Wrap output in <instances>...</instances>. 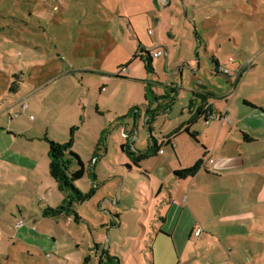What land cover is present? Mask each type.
Listing matches in <instances>:
<instances>
[{
  "label": "rangeland",
  "instance_id": "rangeland-1",
  "mask_svg": "<svg viewBox=\"0 0 264 264\" xmlns=\"http://www.w3.org/2000/svg\"><path fill=\"white\" fill-rule=\"evenodd\" d=\"M150 29L152 34L148 32ZM139 41L147 48L161 46L166 52L164 56L154 58V75L148 73L139 60L134 61L129 69H120L132 59ZM214 56L220 63L228 64L232 57L235 65L248 61L252 65L241 87L230 94L229 102L218 100L216 103L221 109L229 105L241 113L247 109L243 101L249 98L252 107L259 109L258 126L261 127L253 130L259 142L241 150L243 166L227 165L225 172L233 179L220 183L232 185L236 197L244 189L238 188L235 181L251 188L243 206L254 218L255 210L263 209L260 221H264V202L256 207L254 190L256 183L257 187L264 185V0H0V96L9 89L10 73L22 68L27 79L22 92L30 97L39 92L25 103L29 105L33 118H44L46 108H49L47 122H53L57 126L55 128L61 129L63 124L72 121L71 126L80 127L74 150L81 153L86 173L75 185L91 194V198L84 202L73 199L69 203L64 202L66 192L62 190L60 193L59 184L50 176L48 182L55 190L49 191V198L47 193H40L44 201L40 205L35 202L34 212L39 215L34 221L26 218L22 229L6 221L0 222V264H109L106 253L116 258L113 264H217L215 255L208 253L206 245L196 238L176 242L155 239L154 225L158 227L160 222L154 220L160 216L158 210L163 209L162 203L170 198L169 191L177 190L169 178L172 167L177 163L175 160H187L189 166L197 164L202 158L201 145L209 146L216 142L218 127L224 125L223 134H232L236 140L242 141L240 130L250 131L246 122H238L240 129L236 133L233 131L237 128V119H232L234 125L230 118L201 122L196 127L200 145L184 135L177 139L175 151L170 146H163L165 155L144 161L143 169L149 170L154 180V193L159 192L161 182L169 186L153 202L150 182L141 185L135 174L126 173V177H121L114 170L115 166L126 164L124 160H127V154L121 147V142L126 141L123 129L126 125L134 126V119L133 116L119 118L128 114L129 110L124 106L129 99L133 106L141 107L143 113L137 120L140 137L130 145L146 150L150 143L151 133L143 117V105L148 103L145 98L148 84L154 92L150 94L154 104L159 101L163 108L172 101L168 98L156 100L155 95L169 92L176 96L177 92L171 108L163 110L154 123L152 135L159 142L189 119L193 90L201 83L208 89L231 92L229 82L215 73ZM63 73L72 75L74 81V93L68 98H65L62 88L65 79L58 81V88L53 82ZM101 78H106L105 89L111 88L112 94L109 99L102 98L101 104L106 102L111 108L102 114L96 111L101 96L94 98L92 83ZM41 80H49V86L43 93L38 87ZM171 86L176 88V92L171 90ZM85 91L90 94H85ZM86 95L87 112L84 110L85 101L80 102ZM74 97L78 99L80 113L71 109L67 118L54 122V105L65 106ZM102 106L106 108V105ZM91 136L97 141L102 137L104 142L101 147L103 154L98 151L102 155L94 161H91L93 147L88 144ZM223 138L222 135L220 144H223ZM65 140L60 143L68 141ZM225 149L224 155L233 149L235 158L240 156L237 145L232 142ZM163 157L169 161L164 162ZM77 167L73 166L72 170ZM214 168L212 165L211 169ZM241 171L246 174H236ZM166 174L168 178H165ZM8 196L12 197V194ZM63 204L69 206L63 214L44 215V207L58 208ZM193 208L199 217H213L207 212L208 208L194 205ZM75 212L80 217L78 220ZM254 227L251 225L250 228ZM258 227L264 230V223ZM255 263L256 259L252 258L250 264Z\"/></svg>",
  "mask_w": 264,
  "mask_h": 264
},
{
  "label": "crops",
  "instance_id": "crops-1",
  "mask_svg": "<svg viewBox=\"0 0 264 264\" xmlns=\"http://www.w3.org/2000/svg\"><path fill=\"white\" fill-rule=\"evenodd\" d=\"M165 4L167 3L165 2ZM158 20L159 19H157V21ZM150 30H148V32ZM139 44H141L140 41ZM156 47L162 49L161 46H155L151 48ZM145 48L151 49L147 47ZM213 58L216 59L219 63L218 70L221 64H226L230 69H237L240 65H243L245 63L243 62L235 65L234 59L233 61L229 60L230 63L228 64L220 63V60L217 58V56H214ZM136 60H139L144 66V63L141 59L137 58L134 61ZM131 64L127 67V69H129ZM250 68L245 69L242 75L237 77L228 74L225 75V73L222 74L216 71L214 63V69L217 77H223L229 82L231 92L224 93L208 89L207 85L203 83H201L199 87H196L198 89L203 88L204 90L210 91L215 94L216 97L208 101V105H211L212 107L211 112L212 115H214V118L210 119L209 121H206V119H199L193 126V130L197 131L198 133L197 140L186 133L180 134L176 138H174V144L173 146H170L173 151L176 150L177 139L184 135L188 136L189 139L194 140L196 145H200L201 142L199 140V131L196 128L197 125L201 122L208 123L212 120H215L216 118H219L221 120V116L230 118V120L237 119L236 124L238 125H236L237 128L233 131L234 133H236L237 129H240V122H246L250 131L248 132L240 130L239 136H241L242 141H239L236 140L232 134H223L225 125L222 128L218 127L217 141L209 144V146H206L205 144L201 145L202 158H204V161L207 162L205 157L208 155V158L214 159V163L202 167L201 169H203L204 171H201L200 169L194 176L188 178L176 177L174 174L175 170L190 167L187 160L182 161L181 159H176L175 162L177 163L172 167V175H170L169 178L171 180V184L177 187V190L169 191L170 198L168 200L166 199L165 202L162 203L163 209L158 210V214L160 216L157 220H154L155 222H160V226L156 227V224L154 225L157 233L155 239H172L176 242L188 240L190 241L191 239L196 238L198 242L202 243V245H206L208 253H212L215 255V258L218 260L217 264H250L252 258L256 259L255 264H261L264 260V230H260V228L258 227L260 223H264V221H260L261 211L263 209H256L254 212V218L252 217L250 210L243 206L244 200L248 199V192H251L252 189L249 187H244L241 181H235V185H237L238 188L244 189L242 190V193H240L239 196L236 197V190L232 185L220 183V181L233 179L227 172H225L227 165L230 166V164L232 165L233 163L234 166H243L244 160L241 158V150H246L247 145L259 142L258 136L253 132L254 129H259L261 127L258 126L260 116L257 112L259 111V109L256 107L254 108V106L252 107L249 98H245V100L243 101V103L247 105V109H245V111L247 112L243 111L241 113H238V111L235 112L230 108L229 105H226L223 109H221L216 103V101L218 100H224L226 103L229 102L230 94L233 93L237 88L241 87L244 82V78H246L249 74L248 71ZM17 71L10 73V79L8 80L9 89L7 93H4L3 96H0V222L6 221V223L8 224L15 225L17 228L22 229L25 227L26 218L34 221L35 217L39 215V213L34 212V204L37 201V204L40 205L44 201V198H41L40 193H47L49 198V191L55 190V187L53 185H50V183L48 182V178L51 176L50 158L48 154L49 144L46 141L45 137L48 136L50 139L58 142H64L66 141L65 139L68 140L70 137L71 128L74 126L71 125L74 122L72 121L67 124H63L61 126V129L55 128L57 126L53 125V122H47L48 118L46 116L48 115L49 108H46L47 113L45 114L44 118L42 117L40 118V120L32 118L33 114L29 113V105L26 107V109L24 108V106L27 99L36 97L39 92L32 97H30L28 93L22 92L24 83L27 80L25 78L26 73L22 71V68ZM91 73L93 72L91 71ZM152 75H154V73ZM12 77L15 80L13 82ZM57 77L53 81L54 84H56L55 88H58L57 86L59 80L65 79V81H62V88L65 89H63L65 98L72 96L70 95L74 93V91L72 90V86L74 84L72 75L69 76V73H63ZM125 78L127 79L128 77ZM105 79L106 78H101L98 82H92L95 88L94 98L97 99V96H101L98 100V107H96V111L100 114L105 113L107 109H111L109 108L108 104H106V102H104V104H101L102 98L106 97V99H109L112 95L110 87L109 90L105 89V83L108 82ZM48 81L49 80L40 81L38 87L41 93H43V91H45L49 86L47 84ZM88 85L89 84L87 83V87ZM85 94L88 95L90 94V92L86 93L85 91ZM87 95L85 99H80V102L85 101V104H83L84 110L86 112L89 108V106H87ZM46 97L47 96H45L44 98L45 100L47 99ZM95 99H93L92 101H94ZM78 105V99L76 97L68 101L65 106L60 107L58 104L54 105V122L58 121L60 118H67V114L70 113L71 109H77L80 113V107ZM102 105H106V108H104L105 106ZM132 106L133 101L129 99V101H126L124 107L125 109L130 110ZM20 108H23L26 111H22ZM91 108H93V105L91 106ZM51 110H53V108H51ZM114 110L116 111L115 108ZM26 118L28 119L27 121ZM137 120L135 121L134 119V126H132L131 128L127 125L124 126L123 138L126 139L127 143L124 140L123 142H121L122 144L134 145L136 141L135 138L140 137L137 129ZM233 120L231 121V123L234 125L235 123L233 122ZM115 124H118V122H116ZM101 125L103 126L104 123L102 122ZM79 129L80 127H77L74 134L73 149L77 147L78 144L77 131ZM65 130L68 131L65 132ZM105 130H107V128L103 129L102 133H104ZM124 131H126L127 134H130V137H125ZM222 135L225 138H223V144H220V142H222ZM98 141L92 136L88 140V144L90 145V147H93L91 161H94V159L96 158H93V155ZM229 142L237 145L238 151L240 153V156L237 159L235 158V151L233 149L231 151H227L228 155L223 154L224 151H226L225 148ZM133 149H135V147ZM99 151L103 154V150H101V148ZM75 152H77L83 159L79 151ZM160 154L165 155V151H161L154 157H158ZM101 155L98 154L97 157ZM221 159H223V162L220 161ZM163 160L164 162L169 161V159H166L165 157H163ZM124 161H126V164L117 165L118 167L115 166L114 169L115 171L120 173V175H122L121 177H126L128 173L135 174V176H137L140 180L138 184L142 185L145 182H150V184L152 185V181L154 180H152L151 178L150 171L143 169L144 161L141 162L140 167L132 164L133 162L128 157V155L127 160ZM212 165H214V169H211ZM73 166H77V164L74 163L72 164V167ZM159 170L161 169L159 168ZM256 170L258 169L256 168ZM252 173L259 174L258 172ZM236 174L242 175L246 174V172L243 173L241 171ZM93 177L94 180H96L95 174ZM165 178H168L167 174ZM53 180L54 179H52V181ZM164 183L165 182L160 183L161 187L157 194L154 193V187L152 185L151 202L155 201L158 195L162 193L164 188H169V186H165ZM257 185L258 183L255 184L254 190L257 196L256 207H259V205L264 202V185H260L259 187H257ZM91 188L94 189V186L91 185ZM59 191L60 193L62 192V190L60 189ZM55 192L56 191L52 193ZM60 193L59 197H61ZM9 194H12V197H9ZM193 205L197 207L201 206L205 209L208 208L207 212L209 213V215H213V217L211 218L208 215L199 217L197 213L194 212ZM236 206H238L239 208H236ZM47 207L52 206L48 205ZM235 208L237 209V211H235ZM32 213L35 214L32 215ZM119 215L120 214H117V216ZM217 216L219 217L217 218ZM19 220L24 221V224L22 226H18L16 224ZM36 221L39 222V219L37 218ZM251 225L255 226L256 229L255 227L250 228ZM32 229L34 230L35 228ZM198 229H201L199 235L196 234V231ZM0 233L2 232L0 231ZM12 238H14V236ZM151 250L153 256V246L151 247ZM204 264L210 263L205 262Z\"/></svg>",
  "mask_w": 264,
  "mask_h": 264
},
{
  "label": "trees",
  "instance_id": "trees-1",
  "mask_svg": "<svg viewBox=\"0 0 264 264\" xmlns=\"http://www.w3.org/2000/svg\"><path fill=\"white\" fill-rule=\"evenodd\" d=\"M141 59L144 63V68L148 73H154V57L151 55V52L146 49L143 45L139 44L138 49L133 54L132 59H130L126 64L121 65L120 69L127 68L135 59ZM215 63V69L216 71L224 74L220 70H218V61L216 59L213 60ZM117 76H120V74H116ZM226 75V74H225ZM172 91L176 92V88L171 86L170 87ZM154 93L150 84L146 86L145 91V98L148 101V103H145L144 111L145 115L143 116L145 118V124L147 128L149 129L151 133V140L149 143V146L146 150H136L133 149L129 144H122V150L128 155V157L131 159L134 165L139 166L142 161L152 158L156 155H158L161 151H163V146H173L174 144V138H176L178 135L186 133L192 138L197 140V131L193 130V126L197 123L199 119H206V121H209L210 119H213L214 116L211 112V105H208V101L210 99L215 98V94L204 90L203 88H196L193 90V97L190 100L189 104V112L190 117L187 121H184L179 128L175 129L174 131L170 132L168 135L164 137V139L159 142L158 139L152 135V132L154 131V123L157 119V116L160 115V113L163 110H167L171 108V104L174 102L177 96L171 95L169 92L164 95H155L156 100H160V98H168L172 103L168 102L166 103V106L163 108L162 103L157 101V106H155L154 101L151 99L150 94ZM142 109L139 106H134L130 108L128 114L126 116H122L119 119L126 118L127 116H133L135 121L139 119L142 115ZM127 117V118H128ZM220 118L223 119V116ZM77 127L73 126L71 128L70 137L67 142L60 143L55 140L50 139L48 136L45 137L46 141L49 144V158H50V174L51 176L57 181V183L60 186V190H64L66 192V198L64 199V202H68L70 199L84 202L91 198V194L88 192H83L81 189L77 188L75 185V182L79 179H81L85 173V163L81 156L74 151V134ZM106 131V130H105ZM104 131V132H105ZM104 145L103 138H100L98 141V144L96 146L93 158L97 157L98 151L100 150L101 146ZM204 158H202L197 164L194 166L186 167L177 169L174 171V174L178 178H188L191 176H194L202 167H204ZM76 163L78 167L75 170H72V164ZM69 207V206H68ZM65 204L61 205L58 208H52L47 207L44 209V215H51L55 216L58 214H63V211H66L68 209ZM68 213V212H67ZM70 215V214H67ZM76 219L78 220L80 217L75 212ZM107 261L109 264H113L114 258H112L109 253H106ZM116 259V258H115Z\"/></svg>",
  "mask_w": 264,
  "mask_h": 264
},
{
  "label": "built area",
  "instance_id": "built-area-1",
  "mask_svg": "<svg viewBox=\"0 0 264 264\" xmlns=\"http://www.w3.org/2000/svg\"><path fill=\"white\" fill-rule=\"evenodd\" d=\"M149 32H150V34H151V33H152V30H150ZM148 50L151 52V55H152L153 57H160V56H162V55H164V54L166 53L163 49L158 48V47H156V48H151V49H148ZM230 61H233V58H230ZM249 67H251V63L248 61L247 63H244L243 65H240L239 68H237V69H230L226 64H221V65L219 66V70H220L221 72L225 73V74H228V75H231V76H237V77H239V76L242 75L243 71H244L245 69L249 68ZM125 69H127V68H123L122 70H125ZM122 70H121V71H122ZM27 106H28V105L25 104V107H27ZM213 116H214V115H213ZM32 118H33V117H32ZM223 118H224V119H227V117H225V116H224ZM124 136H125V137H127V136L130 137V135L127 134L126 131H124ZM212 163H214V159H213V158H208L207 162H204V166H207L208 164H212ZM16 224H17L18 226H22V225L24 224V221H23V220H19ZM200 232H201V229H198V230L196 231V234L199 235Z\"/></svg>",
  "mask_w": 264,
  "mask_h": 264
}]
</instances>
